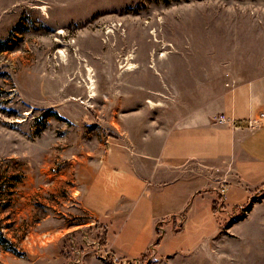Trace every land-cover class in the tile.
<instances>
[{
    "label": "rangeland",
    "instance_id": "374dc122",
    "mask_svg": "<svg viewBox=\"0 0 264 264\" xmlns=\"http://www.w3.org/2000/svg\"><path fill=\"white\" fill-rule=\"evenodd\" d=\"M261 76L264 0H0V264L106 261L82 193L109 142L149 100L146 122L169 126ZM252 200L227 213L218 199L175 233L176 258L149 264H264V189Z\"/></svg>",
    "mask_w": 264,
    "mask_h": 264
},
{
    "label": "crops",
    "instance_id": "0c3cea01",
    "mask_svg": "<svg viewBox=\"0 0 264 264\" xmlns=\"http://www.w3.org/2000/svg\"><path fill=\"white\" fill-rule=\"evenodd\" d=\"M150 109L135 111L132 129L109 142L82 193L94 219L89 227L99 233L96 249L110 254L106 261L89 254L93 264L176 258L170 245L180 227L208 221L206 209L218 199L222 212L240 211L264 189V125L250 129L264 113V76L228 84L169 126L161 116L146 122ZM221 114L233 122L217 124Z\"/></svg>",
    "mask_w": 264,
    "mask_h": 264
},
{
    "label": "bare ground",
    "instance_id": "6f19581e",
    "mask_svg": "<svg viewBox=\"0 0 264 264\" xmlns=\"http://www.w3.org/2000/svg\"><path fill=\"white\" fill-rule=\"evenodd\" d=\"M47 8L46 7H44V10H46ZM47 13V12H46ZM144 15H145V13H144ZM140 16V15H139ZM161 17V16H160ZM132 18V17H131ZM134 18V17H133ZM138 18V17H137ZM145 18H146V16H145ZM145 18H144V20L143 21H145ZM130 19V18H129ZM140 19V18H139ZM152 19V18H151ZM153 20V19H152ZM123 21H124V19H123ZM135 21H137V20H134V22ZM142 22V21H141ZM148 22V21H147ZM161 22V21H160ZM121 23V22H120ZM124 23V22H123ZM126 23V22H125ZM142 24V23H141ZM115 25V24H114ZM146 25V24H145ZM153 25V24H152ZM164 25V24H163ZM117 26H119V25H117ZM121 26H123V25H121ZM119 28V27H118ZM155 28H157V27H155ZM146 29V28H145ZM157 29H159V28H157ZM115 30V29H114ZM143 30V29H142ZM147 30V29H146ZM151 30V29H150ZM110 32H112L113 31V29H110L109 30ZM117 31V30H116ZM145 31V30H144ZM158 31V30H157ZM115 32V31H114ZM147 32V31H146ZM63 33H65L64 32V30L63 29H61L60 31H59V34H63ZM117 33V32H116ZM149 33V32H148ZM159 33V32H158ZM154 34V33H153ZM157 34V33H156ZM157 36V35H156ZM145 37H146V35H145ZM144 37V38H145ZM127 38V37H126ZM154 40V39H153ZM130 41V40H129ZM156 43L157 42H159V39H157L156 38ZM154 41V42H155ZM131 43V42H130ZM127 44V43H126ZM132 44V43H131ZM146 45H147V43H145ZM144 44V45H145ZM170 45V44H169ZM131 47V46H130ZM141 48H142V46H140ZM139 47V48H140ZM144 47V46H143ZM163 47V46H162ZM144 49V48H143ZM143 49H141V50H143ZM166 50V49H165ZM162 51H163V49H162ZM149 52V51H148ZM160 52V51H159ZM158 52V53H159ZM60 53H61V56H62V58L64 59V60H66L67 59V53H66V51L65 50H61L60 51ZM147 53V52H146ZM153 53V52H152ZM137 54V53H136ZM154 54V53H153ZM157 54V53H156ZM166 54H168L167 52H164L163 54H162V56H165ZM129 56H128V58H127V63L125 64V65H121L122 66V69L124 68V72H133L134 70H136L139 66L134 62V60H135V58H136V55L134 54V53H129L128 54ZM139 55H141V54H139ZM138 56V55H137ZM138 57H140V56H138ZM147 57V56H146ZM137 59V58H136ZM87 67V66H86ZM153 69V68H152ZM87 71H88V80H89V91H90V95H91V98H94V96H96V88H95V85H96V82H95V78H94V69H92V67H90V66H88L87 67ZM148 104L151 106V107H154L155 105H161V103H159V104H156L153 100H149L148 101ZM148 105V106H149Z\"/></svg>",
    "mask_w": 264,
    "mask_h": 264
},
{
    "label": "built area",
    "instance_id": "2783aa9c",
    "mask_svg": "<svg viewBox=\"0 0 264 264\" xmlns=\"http://www.w3.org/2000/svg\"><path fill=\"white\" fill-rule=\"evenodd\" d=\"M230 122H233L232 120H230V118H228L225 114H221L219 115L217 118H216V123L219 124V125H222V124H226V123H230ZM264 125V113L261 114L260 118H257V119H253L250 121V129L252 131H255V130H258L259 128H261L262 126ZM226 187L223 185L221 187V192L224 193L226 191ZM100 253H104L102 252L101 250H99ZM106 254V253H105ZM108 256H110V254H106L104 256V258H107ZM114 263L115 264H133L135 263L134 260L132 261H128V260H120L119 258L117 257H114Z\"/></svg>",
    "mask_w": 264,
    "mask_h": 264
},
{
    "label": "trees",
    "instance_id": "16d2710c",
    "mask_svg": "<svg viewBox=\"0 0 264 264\" xmlns=\"http://www.w3.org/2000/svg\"><path fill=\"white\" fill-rule=\"evenodd\" d=\"M218 209H219V207H218V204L216 205V209L215 210H217L218 211ZM230 223L228 222V223H225V227L224 228H228V227H230Z\"/></svg>",
    "mask_w": 264,
    "mask_h": 264
}]
</instances>
